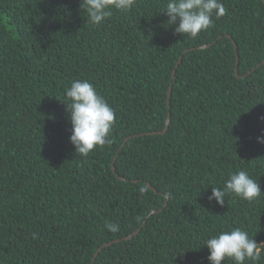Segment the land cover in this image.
I'll use <instances>...</instances> for the list:
<instances>
[{"label":"trees","instance_id":"1","mask_svg":"<svg viewBox=\"0 0 264 264\" xmlns=\"http://www.w3.org/2000/svg\"><path fill=\"white\" fill-rule=\"evenodd\" d=\"M80 2L0 0V264H209L204 240L235 227L264 244V193L209 200L238 169L264 192V1L222 0L195 38L167 24V0L98 26ZM74 80L116 116L86 157Z\"/></svg>","mask_w":264,"mask_h":264},{"label":"clouds","instance_id":"2","mask_svg":"<svg viewBox=\"0 0 264 264\" xmlns=\"http://www.w3.org/2000/svg\"><path fill=\"white\" fill-rule=\"evenodd\" d=\"M136 0H81L80 8L86 14L87 22L98 26L113 15V10L126 14L135 6ZM222 0H167L163 13L168 17L167 24L175 26V32L192 38L213 24L216 19L225 15ZM66 110L70 113V142L78 155L86 157L98 146L110 143L108 139L115 112L106 100L98 93L88 80H74L65 89ZM264 143V137H258ZM147 191L140 188L141 194ZM264 193L260 184L251 178L249 173L238 169L229 174L223 188L212 187L209 200L223 205L226 194L254 201ZM108 231L116 233L119 226L106 222ZM203 245L209 250V264H222L231 260L232 264H259L264 259V244L258 243L247 230L235 227L221 231L205 239Z\"/></svg>","mask_w":264,"mask_h":264},{"label":"water","instance_id":"3","mask_svg":"<svg viewBox=\"0 0 264 264\" xmlns=\"http://www.w3.org/2000/svg\"><path fill=\"white\" fill-rule=\"evenodd\" d=\"M264 1V0H263ZM180 61V60H179ZM173 74H174V72H173ZM236 74H237V71H236ZM170 93H171V86L169 87V90H168V100H169V98H170Z\"/></svg>","mask_w":264,"mask_h":264}]
</instances>
